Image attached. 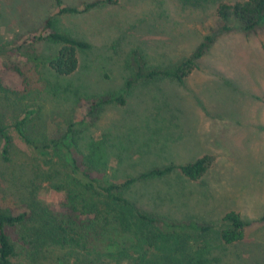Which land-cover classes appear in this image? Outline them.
<instances>
[{"label":"rangeland","instance_id":"obj_1","mask_svg":"<svg viewBox=\"0 0 264 264\" xmlns=\"http://www.w3.org/2000/svg\"><path fill=\"white\" fill-rule=\"evenodd\" d=\"M62 1L81 7L91 0ZM235 1L241 0H115L83 13L55 15L54 0H0V70L5 62L19 60L31 68L28 75L39 79L22 94L0 85L4 124L21 118L27 108H38L27 123L30 136L61 140L78 162L89 161L113 181L153 166L211 157L197 180L174 169L125 189L132 204L129 230L98 252L46 243L34 264L115 256H122L124 264H264V221H258L264 214V25L246 33L232 22L224 30L216 8ZM52 15L57 29L91 45L77 52L78 66L69 75H57L48 66L61 44L16 47L38 34ZM208 34L215 36L214 43L182 81L139 82L124 93V104H106L91 120L85 117V101L123 92L133 49L148 66L163 68L187 58ZM26 47L37 52L38 72L32 70L35 62L20 54ZM2 84L13 88L7 79ZM9 132L10 160L0 154V205H32V222H49L62 199L58 187L69 173L66 150H55L44 165L43 156L12 127ZM135 210L171 221L211 223L233 210L250 223L243 240L226 244L214 232L166 234L137 219Z\"/></svg>","mask_w":264,"mask_h":264},{"label":"trees","instance_id":"obj_2","mask_svg":"<svg viewBox=\"0 0 264 264\" xmlns=\"http://www.w3.org/2000/svg\"><path fill=\"white\" fill-rule=\"evenodd\" d=\"M57 6L55 15L83 13L102 3H115V0H91L82 3V6L64 4L62 0H54ZM55 15L48 16L36 35L28 36L29 41L22 40L16 47L23 49L28 43L32 46L43 41L61 44L57 54L48 59V66L57 75H69L78 66L77 52L91 47L84 39L73 37L68 32L59 30L55 26ZM216 15L225 25L224 30L231 29V23L244 32L253 31L264 25V0H241L233 3L221 2L216 8ZM231 25V26H230ZM215 36L205 35L194 51L181 62L167 67L148 66L138 49L130 52L131 72L125 79L123 92L119 94H104L92 97L85 101V117L91 120L106 104H124V93L142 81H150L159 77H166L182 81L194 68L197 61L214 43ZM21 52L26 60L34 61L32 70L38 72L40 62H36V50L27 48ZM33 51V52H32ZM20 64V61L5 62L0 70V85L15 94L27 93L32 90L39 79L28 75L31 68ZM4 79L10 81L12 89L4 86ZM38 108H27L24 115L14 120L10 125L0 120V139L2 146L1 157L9 161L12 138L9 128L12 127L20 139L31 147L38 155L43 156L42 163L48 165L51 156L57 149L66 150L65 165L69 169L64 184L58 187L62 199L57 210H54L49 220H34L32 205L16 206L0 205V264H34L39 257L40 247L43 244H53L56 247L77 252H98L101 247L111 243L116 237L122 236L129 230V213L131 202L123 195L125 189L132 184L150 178H160L177 169L182 175L191 179H199L207 170L211 162L209 155L198 157L192 162L182 165L153 166L140 171L135 176L127 177L122 181H113L103 178L102 173L89 161L78 162L69 153V147L58 139L36 140L27 132V123ZM86 122V120H82ZM134 216L148 224L159 227L163 232L177 235L186 232L217 233L218 238L226 243L233 244L245 237V230L250 222L245 221L240 214L227 211L218 223L200 222L193 219L185 221H171L135 210ZM44 219V218H43ZM264 221V214L258 219ZM34 223L30 227V224ZM39 223V225H38ZM67 260V258H66ZM202 264L201 262H199ZM63 264H124L122 256L112 259H88L75 257Z\"/></svg>","mask_w":264,"mask_h":264}]
</instances>
